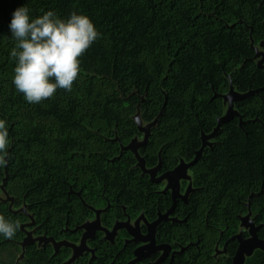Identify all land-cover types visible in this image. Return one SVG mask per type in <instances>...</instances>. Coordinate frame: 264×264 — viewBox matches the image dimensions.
<instances>
[{"label":"trees","instance_id":"1","mask_svg":"<svg viewBox=\"0 0 264 264\" xmlns=\"http://www.w3.org/2000/svg\"><path fill=\"white\" fill-rule=\"evenodd\" d=\"M21 6L33 18L49 10L85 14L101 33L80 58L72 90L38 104L12 83L16 42L8 25ZM262 41L264 0H0V119L11 140L0 195L6 190L12 200L0 201V215L20 221L12 238L0 236V254L10 256L0 264H66L72 248L56 251L50 242L30 243L18 260L28 222L38 236L73 243L82 236L76 228L108 206L101 214L108 229L140 215L155 221L173 199L122 149L141 135L134 115L156 121L139 151L147 168L161 161L166 172L195 158L202 135L225 114L231 83L242 94L256 91L235 102L244 124L238 117L222 124L191 168L187 201H177L156 239L183 249L164 264H232L239 218L249 211L264 238V61L255 46ZM128 239L126 229L114 243L100 231L89 241L94 254L72 264H128L138 247ZM245 264H264V252Z\"/></svg>","mask_w":264,"mask_h":264},{"label":"clouds","instance_id":"2","mask_svg":"<svg viewBox=\"0 0 264 264\" xmlns=\"http://www.w3.org/2000/svg\"><path fill=\"white\" fill-rule=\"evenodd\" d=\"M15 47L12 83L28 103L38 104L53 97L58 89L71 91L81 72L80 58L100 38L93 20L76 12L61 18L47 11L33 18L27 6L16 8L8 25ZM11 143L8 122L0 119V168L8 164ZM19 220L0 215V236L12 238Z\"/></svg>","mask_w":264,"mask_h":264},{"label":"water","instance_id":"3","mask_svg":"<svg viewBox=\"0 0 264 264\" xmlns=\"http://www.w3.org/2000/svg\"><path fill=\"white\" fill-rule=\"evenodd\" d=\"M256 57H258V53ZM263 61H264V55L263 58L259 61V64H262ZM233 89L234 87L233 84L231 83V89L229 94L224 95V103H226V101H228L229 103L228 114L226 115L224 114L222 117L218 119L217 126L211 134L202 135L203 144L202 147L197 151L195 158L190 162L181 160L180 164L177 167L166 172H161V161L156 167L150 169L147 168L145 158L141 156L139 151L140 148L146 145V143L148 142L149 137L151 135V128L153 125H155L156 121H153L151 125L143 129L139 122V116L135 118L139 131L145 132L144 140L140 143H137L136 138H133L127 146H122V149H129L134 153L136 159L138 160V166L141 168L142 173L148 174L152 182L161 183L164 180H168L169 181L168 187H166L164 191L170 190L173 199L172 207L164 213L159 212V216L155 221L149 222L145 219V223L147 226V232L145 234L139 228L133 229V227H131V220H132L131 218H128L125 221H117L114 224L112 230H109L108 228L103 226L101 221V214L108 209L109 207L108 206L105 209L96 210V219L94 222L92 223L86 222L83 225L76 228V230L83 228L85 229V231L82 234L80 247H77L74 243H71L66 240L56 241L53 237L40 236L39 239L44 240L46 243L49 242L52 243L56 251L61 246H67L74 249L75 251L74 256L66 262V264H71V262H73L76 258L80 257L85 251L89 250L87 245L88 241L96 238L98 232L100 231L104 232L106 234L105 238L111 241L112 243H114L115 237L118 234L119 230L126 229L128 233L132 236V239L130 241H133L135 243H139V242L143 243L135 249L134 251L135 258L132 259L128 264L141 262L142 260L152 256L155 252L163 251L162 255L157 261L150 263V264H161L167 258L169 253L172 251V246L171 244H167V243L159 244L157 242L156 239L157 228L163 221L170 219L171 214L174 212L177 201L178 200L187 201L190 192L193 190V188L190 186L186 191L185 195H182L181 180L187 178V174H186L187 171L191 170L193 165L199 160L205 147L211 144V139H213L217 135L223 123L230 121L234 117H238L240 120V125L242 126L244 124L242 116L235 109V102L253 94L256 91H249L247 93L242 94L240 92L235 93ZM251 214L252 212L250 211L247 216L242 218L243 225L249 227V237H245L243 233L236 234L233 237L238 241V249L236 251V254L233 256L232 264H244L246 262L247 257L248 256L251 257L256 250H261L264 252V238H261L258 233L260 226L256 225L254 218L253 219L250 218ZM34 242L35 241H32L30 243H34ZM30 243H28V245ZM182 251L183 249H181L180 251L172 252V260L175 254L181 253ZM171 263L172 261L169 264Z\"/></svg>","mask_w":264,"mask_h":264},{"label":"rangeland","instance_id":"4","mask_svg":"<svg viewBox=\"0 0 264 264\" xmlns=\"http://www.w3.org/2000/svg\"><path fill=\"white\" fill-rule=\"evenodd\" d=\"M255 46H256L257 52H258L257 59L260 61L262 59L263 55H264V41H262L260 43H257ZM233 91L235 93H238V91L235 88L233 89ZM229 92H230V90L225 95H228ZM228 112H229V103H228V101H226V103H225V115L228 114ZM138 116H139V122H140L141 127L143 129H145L146 127H148L149 125H151L153 123V122H146V121H144L142 119V117H141V113L139 112V110L134 115V118H136ZM140 133H141V135L135 137L137 143L142 142L144 140V137H145V132L144 131H140ZM186 174H187V178H184V179L181 180V193H182V195H185L186 191L188 190V188L190 186L193 188V184H192V172H191V170H188ZM168 183H169L168 180H164L163 182H161V190L164 191L166 189V187H168ZM0 201L9 202L10 203V206H12L11 197H10V195L8 194V192L6 190H3L2 194L0 195ZM23 210H25V209H23ZM249 212H246V213L242 214L240 216V218H239L240 225H239V231L237 232V234L243 233L245 237H249V227L243 225L242 218L245 217V216H247L249 214ZM250 218L251 219L254 218L253 213L251 214V217ZM95 219H96V217H94L92 219H89L86 222L92 223V222L95 221ZM145 219L146 218L144 216H142V215H140L136 219H132L131 220V227H133V229L139 228L145 234L146 232L143 230V228L146 226ZM32 225H33L32 222H28L25 225L26 237L23 240V242L20 243L22 252L19 254L18 260L22 258L23 254H24V251H25V248L28 245V243H30L32 241L37 242L39 245H44V243H46L44 240H40L39 239L40 236H38L35 233V228ZM109 230H112V229H109ZM81 231H82V234H83V232L85 231V229L83 228V229H81ZM246 233H247V235H246ZM105 236H106V234H105ZM81 238H82V236H81ZM115 239H116V237H115ZM66 241H68V240H66ZM89 241H88V244H87L89 250L85 251L84 253L90 252L93 255L94 252H93V249L91 248V246L89 244ZM73 243L77 247H80V245H81V239L79 240V242H73ZM177 251H180V250L178 249ZM74 253H75V251H74V249H72V254H71V256H70V258L68 260H70L74 256ZM224 254H226V252H225V249H224L223 245H220V246L218 245L216 247V253H215V255H217V257H221ZM78 258H76L73 262H71V264L74 263ZM248 258H249V256L247 257V259ZM0 260H3V261H7L8 260L9 261L10 260V256L8 255V253L2 252L0 254Z\"/></svg>","mask_w":264,"mask_h":264},{"label":"flooded vegetation","instance_id":"5","mask_svg":"<svg viewBox=\"0 0 264 264\" xmlns=\"http://www.w3.org/2000/svg\"><path fill=\"white\" fill-rule=\"evenodd\" d=\"M146 229H147V226H146ZM146 232H147V230H146ZM98 234V233H97ZM118 235V234H117ZM129 236H130V238L132 239V236L129 234ZM117 237V236H116ZM131 239H128V241H130ZM116 240V239H115ZM138 244V246L139 245H141V244H143V243H141V242H139V243H137ZM178 250V248H173L172 247V251L169 253V255L167 256V258L161 263V264H164V262L168 259V258H172V252H174V251H177ZM157 253H159L160 254V256L162 255V253H163V251H157V252H155L153 255H155V254H157ZM152 255V256H153ZM152 256H150V257H152ZM160 256H159V258H160ZM150 257H148V258H150ZM158 258V259H159ZM147 259V258H146ZM157 259V260H158ZM145 260V259H144ZM144 260H142L141 262H138V263H141V264H144ZM156 260V261H157Z\"/></svg>","mask_w":264,"mask_h":264}]
</instances>
